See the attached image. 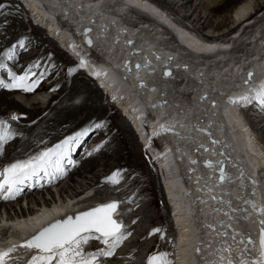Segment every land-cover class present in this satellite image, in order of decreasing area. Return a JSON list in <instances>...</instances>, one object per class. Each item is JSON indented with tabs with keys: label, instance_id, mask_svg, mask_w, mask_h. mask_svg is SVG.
<instances>
[{
	"label": "bare ground",
	"instance_id": "obj_1",
	"mask_svg": "<svg viewBox=\"0 0 264 264\" xmlns=\"http://www.w3.org/2000/svg\"><path fill=\"white\" fill-rule=\"evenodd\" d=\"M22 1L27 6L25 9L31 13L32 18L44 24L62 49L67 52L70 51V54L75 57L79 64L81 60L85 61L83 67L86 69V74L76 71L69 73V69L72 67L59 69L58 64L61 61L71 62L72 58L55 47L54 44L47 43L43 35L40 37L38 29L34 30L30 36L16 33L18 29L22 28L21 22L0 11V34L5 33L0 35V43L6 44L7 38L13 39L18 35L17 38L23 39L26 44L22 49H26V51L16 55V58L22 59L16 63L18 76L27 74L24 72L26 69L37 72L38 66L41 65L40 78L46 77L50 83L49 87H55L57 91V96L50 99L47 107H39L37 106L39 103L33 102L31 108L27 110L23 109L9 95L21 92L29 97L34 95L32 93L34 90L25 92L23 89L9 90L3 88L0 91V107L5 106L10 111L18 110L20 113L14 124L9 123L11 131L17 134L10 141L15 150L24 147L28 154L33 153L34 151L31 149H33L34 143L31 142L33 138L31 136L35 133H43L47 136L58 135L60 132L83 126L85 129H89L90 138L87 137L88 134L81 136L80 143L70 153L72 155L78 151L77 156H75L77 159L79 153L83 149L85 150L87 145L89 146L86 138L96 142L102 135L106 136L109 129L103 133V127L95 128V124L102 123L101 117L104 111V106L99 99V92L102 91L97 87L96 81L102 89H109L119 97L120 105L126 107L124 114L128 116L130 122L132 121L134 134L140 140L139 143L144 147L149 159H152V164L156 163L160 168L159 171L164 182L162 190L168 206H170L171 227L175 232L174 239L176 241L173 242L172 249V261L175 258L174 264H213L217 259L216 249L221 246L222 240L218 233L227 230L231 234L232 230L226 228L228 223L233 224L237 232L240 233L237 240L245 234L252 236L251 233L255 229V225H259L257 220L259 221L260 217L251 215L250 212L237 211L232 213L233 219L229 221L228 217L223 214L225 211H229L228 205L226 203L217 204L211 199L215 195L223 201L231 200L233 206L240 209L247 207L244 204L245 193L241 189L234 190L228 187L229 183L217 187L212 186L213 183H207L206 186L205 175L207 172H213L214 169L205 168L202 161L207 157L208 161H212L216 167L223 161L225 171L228 172L231 163L233 172L241 168L247 176L254 174L256 166L264 165V155L260 154L251 143L245 122L239 116L237 106L229 102L237 96L236 90L240 86L238 85L235 90L234 86L235 78L241 76L240 69L243 73L244 69L250 68L249 72L252 73L253 71L260 72V67L264 66V14L258 17L263 9L264 1H256L254 4L245 1L235 6L224 17L227 22L231 18L232 22L229 23L231 25L227 26L224 31L217 32L219 35L216 39H225V42H216L207 44V46L195 42L192 33L183 28H177L179 31L176 34L177 40L169 36L167 30L156 22L155 19H160V17L153 6L138 0ZM237 1L239 0H160L159 3L164 5V9L169 10L176 19H178L176 16H179L184 23L190 24L188 26L192 31L204 37V31L211 35L217 28L226 25L225 21L215 22L216 17L213 14L219 16L220 9L225 4ZM150 15L155 19L149 18ZM129 19H136L137 23L132 24ZM165 20L161 21L167 26H172L168 20H166L167 22ZM247 21H250L251 25L243 24ZM85 25L91 29L89 36L93 40V51L84 48L81 35L78 34L82 26ZM53 29L57 31L54 32ZM232 33H234L233 36L236 34L235 40L232 38L227 40L226 38ZM127 40L131 43H126ZM226 42L228 47L234 49L222 52L219 50L213 55L205 52L214 47L222 48ZM181 45H186L191 51H187ZM197 50L203 51V54ZM49 55L54 56V63H46ZM126 58L131 59L132 62L143 63V73L138 75L136 71H133L131 75H122L121 71L131 68L130 62H126ZM23 60L29 62L26 63ZM161 62H166L172 67L174 74L180 76V86L174 85V80L170 77L165 79L166 84L164 85L157 82L150 70ZM66 69L71 75L76 72L75 76L68 79ZM12 74L10 72L5 79L0 77V81L4 80L5 84L11 83ZM136 76H140L145 81L147 88L139 86L135 82ZM29 78L28 75V82L30 83ZM149 87L153 88L149 89ZM46 93L39 94L42 96ZM203 93L208 94L207 100L203 96L198 97V94ZM228 94L231 97L228 98ZM158 96L166 102L162 101L159 107L151 110L154 116H146L148 124V128H146L139 116L140 109L148 105L145 100L148 98L152 100ZM33 97L37 98L35 95ZM154 102L155 105L158 103L157 101ZM161 112L164 113L161 114ZM2 113L3 111L0 109V120L5 119ZM258 117L264 118L261 115ZM120 119L122 123L125 121L124 118L120 117ZM260 122H264V119ZM174 123L176 127L173 129ZM102 124L107 127L111 125L110 122H103ZM162 124H166L168 130L162 129L160 127ZM79 132L81 131H71L64 134L63 140ZM208 133L211 135L209 136ZM116 138L124 150L126 147L123 134L117 131ZM213 140L219 143L213 144ZM154 141H157L158 146L153 145ZM205 148L208 151H205ZM99 151L101 154V147ZM12 154L14 155L13 152L4 149L2 156L8 158ZM97 160V155H93L91 152L86 153L82 157L83 162H78V164L84 163L80 170L73 169L74 162L72 160V164L65 165L64 175L66 176L62 175L49 182H45L44 177H40L42 179L40 188L35 187L32 190H27L23 194L25 200L38 204L39 201H36L35 196L38 195L37 197H39L40 195L41 197L43 195L42 189L48 186L57 187L61 185L63 179L72 171L73 174L68 179L69 183H77L73 178L74 174L78 175V178L84 176V180H87L84 173L93 172ZM193 160L196 161L195 164L191 162ZM130 167L134 168L133 163ZM260 173L264 177V170H261ZM92 178H94V185L91 188L87 189V182L85 183L86 186L79 185L81 192H74L72 198L70 197L60 206L52 208L46 201L39 199L45 206L39 212L35 210L22 214V211L20 216L12 217L16 213L11 214L10 211L15 205L6 204L7 200H0V215L2 213L9 217L0 216V249H7L21 243L23 238L34 232L41 224L52 219H61L67 214L72 215L74 212L84 210L89 206L118 199L113 198L112 195L107 198H90L93 194L87 198L89 191L102 183L98 175H93ZM256 186L260 188L259 185ZM60 189L65 192L63 191L64 187ZM207 189H211V192ZM49 192L52 194L51 191ZM257 193L253 196L252 192H248L247 195L253 198L255 202L263 204L264 194L260 191ZM15 199H18V196L13 200ZM18 203L19 200L16 201V204ZM214 207H219L221 211L214 212ZM122 209L120 203L115 218L121 217L122 219ZM245 215L248 216L247 220L244 219ZM220 221H224L225 225L222 226ZM208 225H214L215 230L210 229ZM228 239L230 242L231 235ZM92 245H85L87 251L97 249V246ZM197 248L201 249L199 253L196 251ZM20 249L23 250L17 248V251ZM173 251H175L174 258ZM26 253L28 256L24 257V264L27 263L31 255ZM235 258L236 254L234 253ZM22 259L20 258L21 261ZM20 260L18 263L21 262Z\"/></svg>",
	"mask_w": 264,
	"mask_h": 264
},
{
	"label": "rangeland",
	"instance_id": "obj_2",
	"mask_svg": "<svg viewBox=\"0 0 264 264\" xmlns=\"http://www.w3.org/2000/svg\"><path fill=\"white\" fill-rule=\"evenodd\" d=\"M245 1L250 2L251 4H254L256 1L263 2L264 0H239L237 2H231V3L225 4L220 9L219 16L216 14H213V15L216 17L215 22L218 21L220 23L222 21H225L226 25L225 26L223 25L222 27L217 28L215 32L212 31L214 33H212L211 35L207 34L208 33L207 31H204L205 34H207L209 36L217 37V35H219V33H217V32H222L227 28V26L231 25V24H229L230 22H232L231 18L227 22L226 18H224V17L226 15H228L229 11L232 10L235 6H238L241 2H245ZM262 6L264 7V4ZM26 7L27 6H25V3L22 0H17V1L16 0H0V11H3V13L5 15L10 16L11 18H16L22 24V28L18 29L16 33L22 34V35L25 34L27 36H30L34 30L38 29L40 31L39 32L40 37H41V35H43V37L45 38L47 43H52V44H54L55 47H58L53 41L46 38L47 36L39 28L31 26L29 20L27 19L26 15H25V12H26L25 8ZM258 10L260 12V9H258ZM260 13L258 14V17L261 16ZM231 15H234V14H231ZM231 15H229V16H231ZM176 17H178V19H180L182 21V19L179 16H176ZM187 25H190V24L188 23ZM238 30H239V28H238ZM4 34L5 33L0 34V35H4ZM17 37H18V35L13 39L7 38L6 44L0 43V46H1L0 47L1 48V54H0L1 60H0V62L4 63L6 65L5 68H0V77L1 78L5 79V77H7L10 72L15 74L16 76L19 75L18 71H16V66H17L16 63L18 60L20 61L21 58H19V59L16 58V55H19V54L26 51V49L22 50L26 44L24 42V45L20 46L19 41L21 39H18ZM31 42L34 43V41H31ZM9 49H12V51H13L12 58L11 59L7 58V60H5L6 57L4 56V53L8 52ZM27 51L30 52V50H27ZM53 57L54 56L49 55L46 63L47 64H49V62L54 63ZM23 61H25L26 63L29 62L27 60H23ZM69 64H71V65L68 66ZM73 64H74L73 61L66 62L65 60H63L58 64V67H59V69L60 68H62V69L68 68L69 69L70 67L76 69V67H74ZM11 68H14V70H11ZM38 68L40 70L38 69L37 72H34V70H30V69L24 70V72L27 73L30 77L29 78L30 83L37 80V79L39 80L38 85L34 88V91L32 92L35 96H37V98L33 97L34 95H31L28 97V95L26 96L24 93H21V92L20 93H11L9 95L11 98H13L15 100V102H17L23 109H26V110L31 108L30 106H32L33 102L39 103L37 106L45 108V107H47L50 99L52 97L57 96V91H56L55 87H52V88L49 87L50 83H48V80L46 79V77H42V79L40 78L41 77L40 74H41V70H42L41 65H39ZM75 71L81 72L79 69H76ZM76 72L71 75L68 73V71L66 69V74H67L66 77H68V79H71L73 76H75ZM92 86H94V85H92ZM2 89H3V87L0 88V91ZM44 92H47V93L42 94V96H41V94H39V93H44ZM28 98H30V99H28ZM99 99L101 100V102L104 106V111H103L102 117H101L102 123L103 122H107V123L110 122L111 123L110 127H107L105 125L103 126V129H104L103 133H106L108 129H109L108 130L109 133L106 136L102 135L100 137V139L97 140L96 142H92L91 141L92 139L91 140L89 139L90 137L88 134L87 137H89V138H86V139H87V144H89V146L87 145V148H85V150L83 149L84 151L82 150L79 153V156L77 157V159H75V156H77L78 151L70 156L71 160L74 159V163H73L74 168L73 169L77 168L80 170L81 167H83L84 163L78 164V162H83L82 161L83 155L85 156L86 153L88 154L90 152H91V154L93 153V155H97L98 160L96 162L95 170L91 173H84V175L87 176V180H84V176H83V178H81L82 176L78 178V175L74 174L73 178L77 182V183H73L74 188H73V184L69 183V181H68L70 176L73 174V171L70 172V174L67 175V177H65L63 179L61 185H59L57 187L48 186V187L42 189L41 193H43V195H41V197L39 195L40 198L37 197L38 195L35 196L36 201L40 202L39 199H42V200L46 201L48 203V205H50L49 207L52 206V208L56 207V206H60L63 204V202L65 203L66 201H68L70 197L72 198V195H74V192L75 193L81 192L79 185L86 186L85 183L87 182V189L91 188L94 185V178H92L93 175H98L101 178L102 183L99 184V186L93 188L91 191H89L90 192L89 195L90 194L94 195V196L92 195L90 198H92V197L93 198H96V197L107 198L109 195L110 196L112 195L113 198L120 199L121 206L123 208L121 213H122V222L125 225L124 230L126 233H131V235H129L127 237V239H125L122 242V244L116 249V252H115L113 257L101 258L102 264H146L147 257L149 255H151L153 253H161V252L168 253L169 254L168 259L170 261H172L171 260L172 259V249H173V242H174L173 237H174L175 232L171 227V221L172 220L170 217V206H168L167 200L165 201L164 193L162 190V186H163L164 182L162 180V176H161V173L159 171L160 168H158L156 163L152 164L148 155L144 151V147H142V145L139 143L140 140H138L136 135L134 134V130L132 129V126H131L132 124L130 122H128L124 118V116H122L119 112L114 110L113 105L108 102L107 97L105 98L103 93L99 92ZM0 109L3 111V113H2L3 118H5L3 120L7 121L10 124L15 123V121L10 120V117L12 115H15L17 117L20 116V113L18 110L10 111L5 106H1ZM120 117L125 119V121L123 123H122V120L120 119ZM257 117H255V120L256 119L257 120L255 121V123L252 124V127H251V132H252V136H253V140H254L255 144H253L252 142L251 143L253 145H256L258 148H261L264 151V133H263L264 122H262V123L260 122V120H263L264 118H263V116H262L263 119H261L260 117H258V118ZM243 124H244V122H243ZM105 127H106V129H105ZM83 128H84L83 126H78V127L70 129L69 131L60 132L58 135L52 134L51 136L44 135L43 133L42 134L41 133H35V135L33 134L31 136V138L32 137L34 138V139L33 138L31 139L32 140L31 142L34 143L33 149L34 148H36V149H34V150L31 149L34 152L30 153V154L27 153V150L24 149V147H22V148L20 147L21 149L19 148V149L15 150L13 143L9 141L6 144L5 149L13 152L14 155L12 154L8 158H3V156H2L4 154L3 153L0 156V160L2 159L0 162L3 163L2 161L10 159L13 156H16L18 158L25 157V156L26 157L31 156L34 153L39 152L41 149L45 150L46 148H50V147L54 146L55 144L59 143V141L61 139H63L62 136L64 134H68L71 131H78V130L83 131L85 129V128L84 129ZM117 131H119L121 134H123L124 143H125V147H126V148H124V150H123L118 138H116ZM48 139H50V140H48ZM84 141H85V138H84ZM88 141H90V142L88 143ZM51 142H53V143H51ZM104 142L105 143L107 142V143L105 144ZM154 142H157V141H154ZM153 145L158 146V143L157 144L154 143ZM100 147L102 149L101 154L99 151ZM120 148H121V150H120ZM117 152H118V154H117ZM259 153L264 155L261 152H259ZM111 155H113V156H111ZM117 155H119V156H117ZM119 157L121 159L122 158L123 159L121 160ZM127 163H129V164H127ZM132 163H133L134 168L130 167L132 165ZM105 165H106V167H105ZM123 166H125V167H123ZM156 168H157V170H156ZM115 169H117V170H115ZM114 173H118V176H117V179L119 180L118 183H112L108 179L109 177H112ZM64 176H66V175H64ZM90 180H92L93 182ZM159 180L162 181V183ZM89 184H90V186H89ZM62 187H64L63 191H65V192H62V190L60 189ZM49 191H51L52 194H50ZM17 200H19V197H18V199H15V200L8 199L5 203L15 205ZM2 203L4 204V202H2ZM84 204H86V203H84ZM26 207L27 208L20 209V208H17L16 206H14L11 209L10 213L11 214L16 213V214H14L12 217H14V216L16 217V215L20 216L22 211H23L22 214H24V213L26 214L27 212H30V211L33 212V211H35V208H36V207H34V205H31V206L27 205ZM1 212H3V210H1ZM0 216L5 217V218H9L6 214L3 215L2 213ZM157 228L162 229V231L161 232H154L153 230L157 229ZM91 245L97 246V249L101 248V247H105L100 241H96V240H91L89 242V246H91ZM97 249H94L93 251H96ZM85 250L87 251V248H85ZM24 251H25L24 249L23 250L20 249V251H17V253L15 252L12 254L13 260H15L16 263L19 262L20 258L21 259L23 258L22 261L20 260L21 262L18 264H24V260L28 256L26 253L27 251H25V252ZM21 252H23V253H21ZM173 258H174V255H173ZM9 264H12V261H10ZM25 264H27V263H25Z\"/></svg>",
	"mask_w": 264,
	"mask_h": 264
},
{
	"label": "snow or ice",
	"instance_id": "obj_3",
	"mask_svg": "<svg viewBox=\"0 0 264 264\" xmlns=\"http://www.w3.org/2000/svg\"><path fill=\"white\" fill-rule=\"evenodd\" d=\"M91 31L87 29L86 32ZM131 43V41H129ZM20 46L24 45V40L19 41ZM91 45V39L88 40ZM13 55L12 49L4 53V56L11 59ZM85 61H80V66L83 67ZM6 65L0 62V68H5ZM142 65L137 64L136 68L140 69ZM75 69H69V73ZM99 75V73H97ZM163 75L171 77L172 71L165 69ZM253 73H248V78L245 80V85H249L252 81ZM39 80L31 83L28 82V74L24 76H16L12 74L11 83L5 84L0 81V87L11 89H23L25 92H31L38 85ZM143 87V84L141 85ZM256 102L257 106L264 111V83L258 86L247 88L246 94L231 99L229 102L237 105L251 104ZM156 105H154L155 107ZM18 117L12 115L10 120L15 121ZM104 124L97 123L95 128H101ZM162 129L168 130L166 124L160 126ZM174 123L172 128L174 129ZM201 131H206L200 129ZM89 129L77 133L74 136L65 138L62 142L55 144L53 147L46 148L38 154H33L25 159L17 160L10 163L0 171V198L5 200L14 199L28 181L40 177H48L49 179H56L64 175L65 161L72 164L70 153L74 150L75 146L80 143V137L86 136ZM209 136L211 135L208 133ZM17 134L11 131L9 123L0 120V155L4 153L5 145L11 141ZM213 144L219 143L216 140L212 141ZM205 151H208L205 148ZM223 155V153H221ZM193 164L195 160L191 161ZM205 167L214 169L219 172V183L224 184L231 181L230 175L225 171L224 162H220V167L217 168L212 161H206ZM118 173H114L108 179L112 183H118ZM211 180V177L209 178ZM206 181V186H207ZM258 183L252 180L253 185L252 195L255 193V185ZM246 177L243 172L240 176V187L245 189ZM211 192V189H209ZM217 204L226 203L229 211L223 214L228 217L229 221L233 219L232 213L241 211L244 213L255 212L259 219V235L257 240H253L250 234H245L241 239L237 240L240 235L231 223L226 225L227 229H231V234L227 230L218 233L222 237L221 246L216 249L217 259L213 264H264V204L257 205L253 199L247 195L244 197V204L249 207H242L237 209L233 206V202L223 201L218 199L215 195L211 197ZM120 207L119 201H111L108 203L100 204L97 207L91 208L87 211H82L75 216L69 215L64 219L56 220L39 230L31 238L25 240L19 248L25 249L30 253V259L27 264H102L101 258L113 257L116 249L127 239L131 233L125 232V225L122 224L117 218L118 209ZM214 212L221 211L219 207L213 208ZM245 220L248 216L245 215ZM222 226L225 225L224 221L219 222ZM210 229L215 230L214 225H208ZM154 232H161L162 229H154ZM229 235L231 241L229 242ZM91 240L100 241L105 247L98 248L96 251H86L85 245H88ZM196 251L199 253L200 248ZM17 252V246H12L7 249H0V264H16L13 260L12 254ZM234 253L236 258L234 259ZM168 253H153L147 257L146 264H172L168 259Z\"/></svg>",
	"mask_w": 264,
	"mask_h": 264
},
{
	"label": "water",
	"instance_id": "obj_4",
	"mask_svg": "<svg viewBox=\"0 0 264 264\" xmlns=\"http://www.w3.org/2000/svg\"><path fill=\"white\" fill-rule=\"evenodd\" d=\"M87 29H89L88 26H84V27L81 29V33H82V36H83V37H82V42H83L84 46H85L87 49H92L93 46H94V45H93V40H92V38L89 36V32H86ZM89 39H91V41H92V44H91V45L88 44V40H89ZM126 62H128V60H126ZM136 65H137V64H135L134 67H136ZM164 71H165V70H164ZM163 73H164V72H163ZM203 97H204V96H203ZM151 104H152V103L150 102V105H151ZM206 161H207V160H205V162H206ZM111 201H118V200L111 199V200H108V201H106V202H104V203H108V202H111ZM101 204H103V203H101ZM99 205H100V204H97V205H95V206L89 207V208L84 209V210H82V211H87V210H89V209H91V208H94V207H97V206H99ZM82 211H79V212H82ZM79 212L74 213L72 216H75V215L78 214ZM67 216H69V215L64 216L62 219L66 218ZM59 220H60V219H59ZM118 220L123 224L122 219L119 218ZM55 221H56V220H54V221H52V222H50V223H53V222H55ZM50 223H49V224H50ZM47 225H48V224H47ZM47 225H45V226H47ZM45 226H44V227H45ZM42 228H43V227H42ZM42 228H41V229H42ZM41 229H40V230H41ZM38 231H39V230H38ZM38 231H37V232H38ZM37 232H36V233H37ZM36 233H35V234H36ZM35 234H33V235H35ZM33 235H31V236H33ZM31 236H29L27 239L31 238ZM27 239H26V240H27Z\"/></svg>",
	"mask_w": 264,
	"mask_h": 264
}]
</instances>
